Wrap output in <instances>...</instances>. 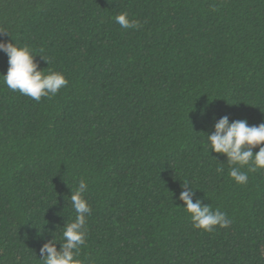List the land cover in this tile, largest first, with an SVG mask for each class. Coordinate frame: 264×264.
<instances>
[{
	"label": "trees",
	"instance_id": "obj_1",
	"mask_svg": "<svg viewBox=\"0 0 264 264\" xmlns=\"http://www.w3.org/2000/svg\"><path fill=\"white\" fill-rule=\"evenodd\" d=\"M0 30L68 81L36 102L0 78V264L63 242L81 178V264H264V169L236 184L205 135L264 122V0H0ZM185 184L229 227L194 229Z\"/></svg>",
	"mask_w": 264,
	"mask_h": 264
},
{
	"label": "clouds",
	"instance_id": "obj_2",
	"mask_svg": "<svg viewBox=\"0 0 264 264\" xmlns=\"http://www.w3.org/2000/svg\"><path fill=\"white\" fill-rule=\"evenodd\" d=\"M115 22L122 28H139L136 20H129L126 13L115 16ZM0 33H3L0 30ZM0 51L8 57L6 74H0L2 82L12 91H18L36 102L42 97L55 96L58 91L66 87L68 81L59 72L50 71L47 74L39 70L35 62V55L29 47H18L12 42H0ZM207 147L210 151L226 156L229 165V177L238 185L248 182V172L264 169V122L258 126H249L246 120H233L230 122L227 115L214 123L212 133L205 134ZM259 148L254 155L253 149ZM247 168V172L242 168ZM222 172V168L217 169ZM88 185L81 178L76 190L71 191L70 202L76 216L74 221L63 226L62 243H56L55 237L44 243L40 249V264H81L78 259L80 248L85 245L87 217L92 209L84 198ZM181 192L179 200L183 202L182 208L190 217L194 229L212 232L217 226L227 228L231 220L220 209L213 210L210 205L204 204L200 199L193 202L195 195L187 184ZM57 244L60 245L59 250Z\"/></svg>",
	"mask_w": 264,
	"mask_h": 264
}]
</instances>
